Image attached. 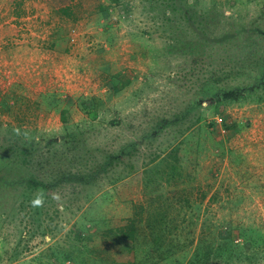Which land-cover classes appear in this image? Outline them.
Listing matches in <instances>:
<instances>
[{
  "label": "rangeland",
  "instance_id": "obj_1",
  "mask_svg": "<svg viewBox=\"0 0 264 264\" xmlns=\"http://www.w3.org/2000/svg\"><path fill=\"white\" fill-rule=\"evenodd\" d=\"M133 220L137 264H264V0H0V264Z\"/></svg>",
  "mask_w": 264,
  "mask_h": 264
},
{
  "label": "trees",
  "instance_id": "obj_2",
  "mask_svg": "<svg viewBox=\"0 0 264 264\" xmlns=\"http://www.w3.org/2000/svg\"><path fill=\"white\" fill-rule=\"evenodd\" d=\"M134 221L132 223L129 224V226L125 225L126 228H121L119 230V232H121V242H123V244H125L126 246V250L125 247L123 248V254H121V256L123 255V257L125 256V258H130L129 260H132V262L130 263H121V264H137L136 263V254L138 253L137 247L135 246L136 242H137V236H138V230L136 228V225H134ZM149 222V226H151L153 228V231L156 233V236L154 238L153 241V248H151L152 250L150 251L152 254L153 249H155V251L157 252V250L159 251L160 249V244L162 245L164 243V239H166V231L165 229H168V224H167V219L166 217H162L161 221H148ZM131 225V226H130ZM118 236V235H117ZM87 250V248H86ZM120 254V253H119ZM119 254H118V259H119ZM170 256V254H168ZM164 256H161V258H163ZM152 258V256H151ZM149 258V259H151ZM120 261H124L122 259H120ZM152 261H154V259H152ZM155 262H153L154 264ZM158 264V262L156 263Z\"/></svg>",
  "mask_w": 264,
  "mask_h": 264
},
{
  "label": "clouds",
  "instance_id": "obj_3",
  "mask_svg": "<svg viewBox=\"0 0 264 264\" xmlns=\"http://www.w3.org/2000/svg\"><path fill=\"white\" fill-rule=\"evenodd\" d=\"M13 132H14L15 135L19 136L21 134V129L19 127L14 128ZM24 136H25V138H27L28 137V133L25 132ZM53 198L58 200L59 199V195L57 194ZM43 203H44L43 193H41L40 196H37L34 200L31 201L32 206L33 207H37V208L41 207L43 205Z\"/></svg>",
  "mask_w": 264,
  "mask_h": 264
}]
</instances>
